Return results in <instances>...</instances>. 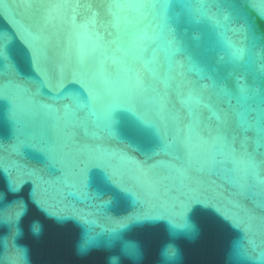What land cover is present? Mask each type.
<instances>
[{
  "label": "water",
  "instance_id": "obj_1",
  "mask_svg": "<svg viewBox=\"0 0 264 264\" xmlns=\"http://www.w3.org/2000/svg\"><path fill=\"white\" fill-rule=\"evenodd\" d=\"M0 53V264H264V0H0Z\"/></svg>",
  "mask_w": 264,
  "mask_h": 264
},
{
  "label": "snow or ice",
  "instance_id": "obj_2",
  "mask_svg": "<svg viewBox=\"0 0 264 264\" xmlns=\"http://www.w3.org/2000/svg\"><path fill=\"white\" fill-rule=\"evenodd\" d=\"M238 54H242V50H241V53H238ZM0 57H2V53H0ZM65 91L68 92V94H69V96L71 97L72 101H75V102H78V103H81V104H82L83 100H82L81 92H79V91H77V90H68V89H66ZM241 91H243V90H241ZM187 102H188L190 105H191V104H194V103L197 102V98L195 97V95H190V96L188 97ZM65 107L67 108L68 106L65 105ZM70 111H71V109H70ZM108 117H109L110 119L113 118L111 111L108 112ZM248 130H249L250 132L252 131V127H251L250 124H248ZM0 222H3V221H0Z\"/></svg>",
  "mask_w": 264,
  "mask_h": 264
},
{
  "label": "clouds",
  "instance_id": "obj_3",
  "mask_svg": "<svg viewBox=\"0 0 264 264\" xmlns=\"http://www.w3.org/2000/svg\"><path fill=\"white\" fill-rule=\"evenodd\" d=\"M26 211H27V209L25 208V213H26ZM37 227H39V229L41 227L40 224H39V221H33L32 226H31V229H32V232H33L34 235H39L40 234V231H37L36 230ZM19 234H21L20 233V230H19ZM171 246L175 248L174 245H171ZM168 247H169V245H166L165 248L162 249V251H161V260L162 261H164L166 259L165 250ZM175 259L176 260L179 259V251H178V249H176V257H175ZM114 261H115V264H119V257H117V256H110L109 259H108V264H113Z\"/></svg>",
  "mask_w": 264,
  "mask_h": 264
}]
</instances>
